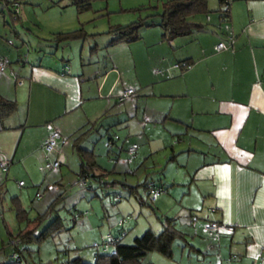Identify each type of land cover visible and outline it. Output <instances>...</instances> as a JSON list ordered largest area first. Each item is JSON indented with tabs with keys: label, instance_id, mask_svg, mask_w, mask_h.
<instances>
[{
	"label": "rangeland",
	"instance_id": "obj_1",
	"mask_svg": "<svg viewBox=\"0 0 264 264\" xmlns=\"http://www.w3.org/2000/svg\"><path fill=\"white\" fill-rule=\"evenodd\" d=\"M164 1L92 0L87 9L78 11L68 0H0V93L16 99L17 104L14 113L3 120L11 128L0 132V162L8 161L6 172L0 167V264L12 259L10 252L17 246L24 247L22 264H62L64 258L74 256L92 264L97 252H113L112 238L130 243L146 229L157 233L164 216H174L182 234L172 241L171 256L151 251L141 264L228 262L227 250L219 246L226 236L205 228L210 222L207 209L191 213L187 204L194 197L192 191L178 199L181 187L177 183L186 182L196 165L219 153L189 125L207 117L191 111L196 90L209 89L213 82L206 62L195 61L189 73L176 67L177 59L188 52L201 55L198 33L164 39L159 24ZM204 15L194 14L190 20H205ZM208 15H212L209 24L216 23L217 30H223L227 22L220 21L216 12ZM141 20L152 24L140 27L137 40L107 45L110 27ZM78 27L86 34L56 41V32ZM35 60L54 69L68 64L73 73L81 74L86 100L67 111L64 105L49 108V101L57 99L41 90H33L30 97L28 80L18 74H25ZM112 68L114 72L99 90L104 74L94 76ZM114 80L113 93H107ZM126 89L134 96L119 101V93ZM198 107L194 105V110ZM97 118V129L81 145L93 150L95 172L104 173L100 178L108 182L105 186L92 179L85 184L80 181L71 145L73 137ZM54 129L66 143L56 145L45 159L41 144ZM132 145L137 149L128 162ZM57 150L65 153V160L54 169L48 163L57 159ZM144 180L155 189L161 183L167 192L152 197L150 188L146 191L138 186L136 192H129L122 184L137 185ZM13 195L20 197L26 219H16ZM54 199V209L48 211ZM56 215L61 229L42 234ZM31 229L36 236L16 246L18 231Z\"/></svg>",
	"mask_w": 264,
	"mask_h": 264
},
{
	"label": "crops",
	"instance_id": "obj_2",
	"mask_svg": "<svg viewBox=\"0 0 264 264\" xmlns=\"http://www.w3.org/2000/svg\"><path fill=\"white\" fill-rule=\"evenodd\" d=\"M211 1H206L209 12L200 13L206 14V19L194 21L204 25L194 30L199 36L196 42L201 55L188 52L177 59L176 67L181 71L189 70V73L194 71L195 61L206 62L213 82L209 89L196 90L197 100L191 111L207 117L202 122L195 120L197 124L189 122V125L200 132L197 134L201 135V141L210 142L219 154L203 159L192 169L186 182L177 183L181 187L178 199L192 191L194 197L187 204L192 214L206 208L210 221L233 227L231 232L219 233L226 236L219 245L228 252L226 264H264V0H229V18L224 20L227 23L223 30H217L216 23L210 25L207 21L212 12L223 21L219 2ZM221 41L227 44L222 43L224 47L216 49ZM35 61L27 71L25 68V74H18L21 79L28 80L30 97L33 90H41L47 97L57 99L49 101V108L64 105L67 111L86 100L81 83L84 79L81 74L69 70L68 64L54 69ZM181 61L191 64L183 68L177 64ZM113 72L112 68L102 74L94 73L97 74L94 77L104 74L97 87L99 90ZM20 83L26 84L22 80ZM115 86L116 80L107 93L112 94ZM194 105H199L197 110ZM54 113L57 115L58 110ZM4 126L6 128H1L0 123V132L11 128ZM59 152L65 160V153L57 150ZM157 189L159 193L167 192L161 183Z\"/></svg>",
	"mask_w": 264,
	"mask_h": 264
},
{
	"label": "trees",
	"instance_id": "obj_3",
	"mask_svg": "<svg viewBox=\"0 0 264 264\" xmlns=\"http://www.w3.org/2000/svg\"><path fill=\"white\" fill-rule=\"evenodd\" d=\"M92 0H68L70 4H73L78 11H83L90 6ZM207 0H165L162 3V10L160 13V25L163 28L162 37L169 40L173 36L187 35L194 30L201 29L204 25L199 22H194L190 20L194 14L198 13H208V3ZM219 2L220 19L227 20L229 18V0H217ZM152 23H144L142 20L137 22H132L124 26L110 27L109 33H111V38L109 39L107 45H113L120 42H131L137 40L139 36V29L142 26L150 25ZM86 34L82 27L66 31V32H56V41L69 40L76 37H82ZM183 68H187L191 64L190 61H181L177 63ZM177 65V66H178ZM17 108L16 99L5 98L0 95V123L1 128H6L3 124V120L11 116ZM101 118V117H100ZM99 118V119H100ZM98 122V118L92 122V125L76 134L71 142L72 147L76 151L78 159V175L80 177H85L87 180H94L102 185H107V181H101L102 172H95L96 170V159L93 150L84 148L81 145L85 137L93 132ZM99 124V123H98ZM113 171V170H112ZM128 188L129 192H136L138 186H142L146 191L150 188L149 181H142L137 185H127L122 183ZM153 186V185H152ZM92 187V186H91ZM93 189V187H92ZM158 190V189H157ZM159 191V190H158ZM121 197V196H120ZM120 199V198H118ZM56 199L47 206V210H53ZM11 208L14 209L15 216L17 220L26 219V210L22 206L18 196L13 195L11 197ZM161 230L159 232H154L151 229H146L139 236L133 238L132 242L124 243L121 241V237H114L111 239L110 243L113 246V252H97L94 255L92 264H141L142 258L151 251H157L165 256H171V244L172 241L177 237L181 236V231L175 226V218L164 216L161 219ZM47 229H53L59 231L61 229V221L58 215H56L45 228L42 234H45ZM36 236L34 231L20 230L16 234L18 244L26 243V241L31 240L32 237ZM15 250L10 252L13 254L12 259L9 260L7 264H22L24 261V256L22 251L24 247L19 248L18 246L14 248ZM17 253V255H15ZM62 264H90L86 262L81 256H74L69 258H64Z\"/></svg>",
	"mask_w": 264,
	"mask_h": 264
},
{
	"label": "built area",
	"instance_id": "obj_4",
	"mask_svg": "<svg viewBox=\"0 0 264 264\" xmlns=\"http://www.w3.org/2000/svg\"><path fill=\"white\" fill-rule=\"evenodd\" d=\"M224 45L221 43L219 45L216 46V49H221L223 48ZM3 63L0 59V68H2ZM20 83V81H19ZM133 91L130 89H126L124 91H122L121 93H119V97L118 100L119 101H123L125 99H129L132 98L134 95L132 93ZM63 144L66 143V139L63 138L59 131L57 129L52 130L49 134H47V136L44 138L43 142H42V150L44 152L45 155V159H47L48 154L51 153L52 151L55 150L56 145L58 144ZM136 149L137 146L136 145H132L131 147H129L127 153H128V158L127 161L130 162L132 161V156L136 153ZM64 161V157L62 154H58V157L56 160H54L52 163H48V166L51 168H57L62 162ZM7 165H8V161L4 160L0 162V167H1V171H5L7 170ZM81 182H83L85 184V182L87 181V178L85 177H81ZM21 184V183H20ZM22 185V184H21ZM152 183H150V192L153 194L152 197H154L157 193H159V191L155 188L152 187ZM206 230L209 231L210 233H222V232H231L233 230V227L229 224H225V223H221V222H216V221H210L206 226H205Z\"/></svg>",
	"mask_w": 264,
	"mask_h": 264
}]
</instances>
